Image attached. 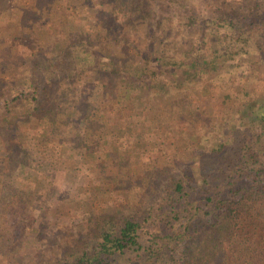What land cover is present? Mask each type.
<instances>
[{
    "label": "rangeland",
    "instance_id": "1",
    "mask_svg": "<svg viewBox=\"0 0 264 264\" xmlns=\"http://www.w3.org/2000/svg\"><path fill=\"white\" fill-rule=\"evenodd\" d=\"M111 1L0 0V93L8 101L21 92L28 95L34 63L55 57L81 36L96 38L112 29L114 34L103 36V45L130 55L148 49L155 29L143 27L142 18L131 21L122 15L117 20L109 14ZM255 1L193 3L211 15L216 9L239 10L242 4L254 11ZM174 14L179 27L184 10L176 6ZM136 21L139 32L126 37L122 29ZM183 29L194 37L200 27ZM175 37L179 43L173 51H185L184 36L178 32ZM242 56L218 77L211 72L202 76L194 89L174 87V94L160 96L130 90L94 68L72 66L73 75L65 71L54 76L57 85L48 90L41 110L32 113L29 99L25 105L17 103L18 114L11 116L0 107V264H57L78 247L92 217H143L152 200L164 197L161 186L170 176L184 170L201 171L209 178L217 173L220 166L209 151L226 140L231 123L238 125L244 110L264 113V48L252 47ZM105 62L98 57L97 66L108 68ZM165 71L162 81L168 82V68ZM150 78L158 75L153 72ZM203 182L200 177L196 185ZM159 221L153 218L149 227L159 229ZM148 239L144 234L140 241L147 244ZM220 247L210 235L190 246L205 259ZM136 255L131 252L115 264H126ZM205 259L194 262L205 264Z\"/></svg>",
    "mask_w": 264,
    "mask_h": 264
},
{
    "label": "trees",
    "instance_id": "2",
    "mask_svg": "<svg viewBox=\"0 0 264 264\" xmlns=\"http://www.w3.org/2000/svg\"><path fill=\"white\" fill-rule=\"evenodd\" d=\"M116 1H111L110 15L115 14L117 20L122 15L131 16L127 18L131 21L142 18L143 27L155 29L148 49L130 55L127 50L103 45V36L114 34L112 29L103 30L96 38L81 36L55 57L34 63L31 77L37 80H27L31 85L28 95L21 92L14 101H8L0 93L3 113L18 114L17 103L25 105L27 99L32 113L41 110L48 90L57 85L54 76L65 71L73 75L71 69L75 73L77 67L82 71L94 68L115 76L116 82L125 83L130 90L160 96L161 92L174 94V87L194 89L202 76L211 72L218 77L236 57L248 55L252 47L264 48V0L255 1L254 11L242 4L239 10L216 9L211 15L204 14L193 0ZM176 6L184 10L179 27L173 23ZM137 21L122 29L126 37L131 31L139 32ZM119 24L117 28H121ZM192 26L200 27L194 37L183 29ZM254 26L256 29L249 31ZM178 32L187 41L185 51H173L179 43L175 37ZM98 57L107 61L108 68L97 66ZM151 63L155 69H151ZM41 68L50 77L44 78ZM165 68L168 82L162 81ZM153 72L158 78H150ZM243 94L251 96L249 92ZM246 110L238 125L231 123L233 130L226 140L209 151L216 155L215 166H220L217 173L209 178L200 175L201 171L184 170L180 176H170L161 186L164 197L152 200L143 217L112 213L92 217L78 247L64 253L57 264H115L131 252L137 257L126 264H196L195 259L203 262L205 258L198 257L190 246L204 235L221 245L213 257L214 251L207 254L205 264H264V113ZM200 177L202 186L196 185ZM155 217L160 218L159 229L153 231L149 224ZM144 234L149 236L147 244L140 241Z\"/></svg>",
    "mask_w": 264,
    "mask_h": 264
}]
</instances>
